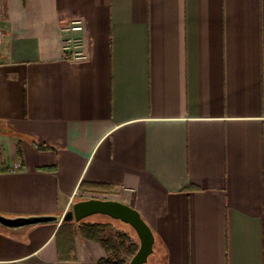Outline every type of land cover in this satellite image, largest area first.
Here are the masks:
<instances>
[{
  "label": "crops",
  "instance_id": "1",
  "mask_svg": "<svg viewBox=\"0 0 264 264\" xmlns=\"http://www.w3.org/2000/svg\"><path fill=\"white\" fill-rule=\"evenodd\" d=\"M89 198L141 213L146 264H264V0H0V214ZM109 256L75 220L0 226V264Z\"/></svg>",
  "mask_w": 264,
  "mask_h": 264
},
{
  "label": "water",
  "instance_id": "2",
  "mask_svg": "<svg viewBox=\"0 0 264 264\" xmlns=\"http://www.w3.org/2000/svg\"><path fill=\"white\" fill-rule=\"evenodd\" d=\"M93 214H105L130 225L139 238V248L128 264H146L154 251L155 234L134 207L113 199L89 198L76 201L72 208L61 215H29L6 216L0 214V226L6 229H22L29 226L46 223H62L64 221L80 222Z\"/></svg>",
  "mask_w": 264,
  "mask_h": 264
},
{
  "label": "trees",
  "instance_id": "3",
  "mask_svg": "<svg viewBox=\"0 0 264 264\" xmlns=\"http://www.w3.org/2000/svg\"><path fill=\"white\" fill-rule=\"evenodd\" d=\"M62 225L63 227L67 226L69 228L70 226H74V221H64L62 222ZM109 227L110 224L108 223H85L83 221H80V230L86 237L99 241L106 247L114 246L116 248L118 247L119 249L126 248L127 250H129L130 255L133 256L138 250L139 244L130 242L129 245H126V242L130 241V237L126 233L119 234L121 242L119 244H116L115 241L111 239V237L106 236ZM114 257L116 256L114 255ZM114 257L109 256L107 258H104L99 262V264H121V261L118 259L114 260Z\"/></svg>",
  "mask_w": 264,
  "mask_h": 264
},
{
  "label": "built area",
  "instance_id": "4",
  "mask_svg": "<svg viewBox=\"0 0 264 264\" xmlns=\"http://www.w3.org/2000/svg\"><path fill=\"white\" fill-rule=\"evenodd\" d=\"M62 46L66 58L69 60H81L88 58L85 49L83 32L85 31V22L81 17H74L63 27ZM21 167L19 162L13 165L12 170H18Z\"/></svg>",
  "mask_w": 264,
  "mask_h": 264
},
{
  "label": "rangeland",
  "instance_id": "5",
  "mask_svg": "<svg viewBox=\"0 0 264 264\" xmlns=\"http://www.w3.org/2000/svg\"><path fill=\"white\" fill-rule=\"evenodd\" d=\"M85 222H92V221H98L103 223L110 224V227L107 231L106 236L111 237L112 240L115 241L116 244H119L121 242V238L119 234L126 233L130 237V241L126 242V245H129L130 242L139 243V238L136 234V232L133 230V228L130 225H127L117 219H114L108 215L105 214H93L91 216H88L84 218Z\"/></svg>",
  "mask_w": 264,
  "mask_h": 264
}]
</instances>
